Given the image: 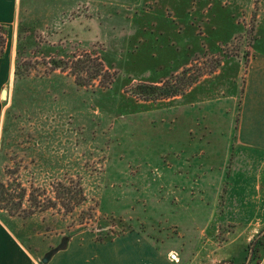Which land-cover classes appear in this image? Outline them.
Listing matches in <instances>:
<instances>
[{"label": "rangeland", "instance_id": "1", "mask_svg": "<svg viewBox=\"0 0 264 264\" xmlns=\"http://www.w3.org/2000/svg\"><path fill=\"white\" fill-rule=\"evenodd\" d=\"M117 3L22 0L14 63L21 25L31 73L15 84L8 71L0 97V180L44 208L60 183H80L86 201L28 217L26 197L17 216L0 210V224L40 262L81 233L103 242L134 234L157 250L156 264H246L249 253V264H264V152L234 140L246 73L264 56V0ZM85 54L113 77L109 89L79 88L51 69ZM165 81L183 94H134Z\"/></svg>", "mask_w": 264, "mask_h": 264}, {"label": "crops", "instance_id": "2", "mask_svg": "<svg viewBox=\"0 0 264 264\" xmlns=\"http://www.w3.org/2000/svg\"><path fill=\"white\" fill-rule=\"evenodd\" d=\"M48 1L73 2L77 4L89 2L94 10L109 11L116 9L118 6L117 2L122 1L133 5H142L146 1L170 0ZM21 11L22 0H0V25L7 29L6 47L10 44L12 49L9 55L10 61L6 53H4V57H0V97L7 78V69L10 68L9 72L12 69L11 75H13L15 70V54L13 50L15 34L12 27L18 22ZM181 15L182 18H185L186 26L187 23L190 25L188 30L183 31V33H187L191 29L192 20L190 17L192 15L188 14V10H185ZM180 18L181 16L178 17L177 15L173 17V20L174 22L177 19L180 21ZM178 30L180 31L181 29L179 28ZM9 78L12 79L11 76ZM234 140L236 145L242 149L264 152V56L261 54L256 53L246 73ZM134 236V234H127L107 242H99L95 237H87L86 234L78 233L69 239L67 247L57 252L47 264H156L159 254L157 250H152L148 244H145L147 246L144 247L145 249L142 248L140 244L131 239ZM0 264L42 263L39 261V257L32 255L8 229L0 224Z\"/></svg>", "mask_w": 264, "mask_h": 264}, {"label": "trees", "instance_id": "3", "mask_svg": "<svg viewBox=\"0 0 264 264\" xmlns=\"http://www.w3.org/2000/svg\"><path fill=\"white\" fill-rule=\"evenodd\" d=\"M24 34H26V31L23 26L20 25L18 30V42L14 71L15 84L19 83V81L28 79L31 73L30 63L22 62L21 59L26 54ZM6 43L7 29L0 25V57H2L5 53ZM51 61V69L53 71H60L62 73L67 72L73 78L75 86L79 88H90L92 84L98 82L97 86L100 89L107 90L109 89V85L114 82L113 77L109 76L108 72L104 68V65L99 60L91 58V56L88 54H85V56L80 58L73 57L71 60L66 62L60 60ZM105 82H107V85ZM194 83L195 80L188 81L187 84L183 83V87H190ZM181 85L182 83L177 85L171 81H165L159 85L141 84L135 88L134 94L146 102L173 99L183 94V90L180 88ZM14 185L19 187V192L16 196L11 193L13 190V184H8L6 186V184L0 180V210L5 211L10 216H17L20 209H22L25 198L27 197L26 188H23L22 185L17 182H15ZM77 185L78 184H58L54 192V198L47 200L45 204L47 205L45 206L46 208L40 205V202L37 200V194H34V192L31 191L27 197L30 207L29 210H25L24 212H27V216L29 217L37 211L54 209L58 206L61 207L66 213L73 212L76 207L80 206L86 201V196L81 184L79 183V185ZM108 240H111V238ZM97 241L103 242L104 240L97 238ZM253 261L255 260L252 259L251 263H253Z\"/></svg>", "mask_w": 264, "mask_h": 264}, {"label": "water", "instance_id": "4", "mask_svg": "<svg viewBox=\"0 0 264 264\" xmlns=\"http://www.w3.org/2000/svg\"><path fill=\"white\" fill-rule=\"evenodd\" d=\"M6 93H7L6 91L3 92V97H4V98L6 97ZM262 234H264V231L262 232ZM68 241H69V239H66V238L63 239L62 242H61V244H60L57 248L51 250L50 252H48V253L44 256V258L42 259L41 263H42V264H47V263L50 261V259H51V258H52L57 252L62 251V250H64V249L67 247ZM250 260H251V255L249 256V258H248L246 264H249ZM225 264H226V263H225ZM228 264H229V263H228Z\"/></svg>", "mask_w": 264, "mask_h": 264}, {"label": "flooded vegetation", "instance_id": "5", "mask_svg": "<svg viewBox=\"0 0 264 264\" xmlns=\"http://www.w3.org/2000/svg\"><path fill=\"white\" fill-rule=\"evenodd\" d=\"M256 249L255 247V244L251 247L250 251L252 250V252ZM251 253H249V256H250ZM253 256V255H252ZM252 256H251V259H252Z\"/></svg>", "mask_w": 264, "mask_h": 264}, {"label": "built area", "instance_id": "6", "mask_svg": "<svg viewBox=\"0 0 264 264\" xmlns=\"http://www.w3.org/2000/svg\"><path fill=\"white\" fill-rule=\"evenodd\" d=\"M171 256H172V260H175V261L178 260L176 255L172 254Z\"/></svg>", "mask_w": 264, "mask_h": 264}, {"label": "bare ground", "instance_id": "7", "mask_svg": "<svg viewBox=\"0 0 264 264\" xmlns=\"http://www.w3.org/2000/svg\"><path fill=\"white\" fill-rule=\"evenodd\" d=\"M10 68L7 69V71H9ZM8 73V72H7Z\"/></svg>", "mask_w": 264, "mask_h": 264}]
</instances>
